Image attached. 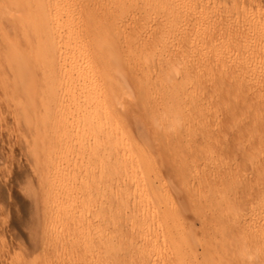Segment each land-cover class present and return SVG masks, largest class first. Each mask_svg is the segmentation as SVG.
I'll return each mask as SVG.
<instances>
[{
	"label": "bare ground",
	"instance_id": "obj_1",
	"mask_svg": "<svg viewBox=\"0 0 264 264\" xmlns=\"http://www.w3.org/2000/svg\"><path fill=\"white\" fill-rule=\"evenodd\" d=\"M259 1L0 0V85L11 87L5 92L17 122L37 134L32 144L40 146L36 166L48 213L41 252L54 236H64L83 264H125L118 259L124 239L118 232L127 224L142 236L146 261L161 255L160 243L168 239L164 260L170 264H264L261 142L257 150L253 146L255 155L246 146L236 154L226 149L213 154L219 143L204 137L203 162L187 173L198 194L192 205L207 217H192L178 216L174 202L158 199L165 179L155 154L115 133L126 114L130 69L149 84L151 103L160 95L176 100L167 109L175 121L196 114L212 131L218 111H243L251 95L234 93L235 81L243 78L248 61L260 59L264 71ZM213 167L218 171L208 173ZM217 199L223 202L220 210L212 205ZM198 231L220 240L217 246L202 243L211 254L207 259L198 260L188 247ZM55 252L48 258L54 260ZM47 256L35 264H51Z\"/></svg>",
	"mask_w": 264,
	"mask_h": 264
},
{
	"label": "rangeland",
	"instance_id": "obj_2",
	"mask_svg": "<svg viewBox=\"0 0 264 264\" xmlns=\"http://www.w3.org/2000/svg\"><path fill=\"white\" fill-rule=\"evenodd\" d=\"M211 1L206 0L205 5L207 3L210 5ZM258 5L259 9H261L259 13L262 16V13L264 15V0H260ZM214 21L215 19H213L212 24H214ZM219 21L220 18L216 19L215 22L218 23ZM262 55H264V51ZM258 61L260 62V59L248 61V68L246 67L247 75L245 73L241 80H234L237 86L233 85L232 87V90L237 95L247 97L251 95L252 97H248L251 100L248 99L249 101L247 100L244 108H242L244 110L236 112L237 114L231 115V113L228 114L220 110L215 115H212L218 118L219 123L217 130L212 129V131L211 128L207 129L203 126L204 117L196 114H192L180 122L171 119L173 114L167 109L175 105L176 100L161 97L160 95L157 101L151 103L152 99L147 100L149 84L141 78L139 70H128L127 80L124 84L126 101H123L126 114L123 117V121L116 126L118 131H115V133L122 136L121 138L125 141L129 138L137 141L143 148L155 154L157 162L155 166L160 172V176L165 179V187H162L158 192V199L174 202L176 205L174 212L178 216H183L184 213L190 212L192 217L197 215L199 217H207L203 212L198 213L192 205L193 200L198 198V194L197 188L193 187V182H190L189 174L187 173L194 163L197 166L203 162V159L201 160L203 155L200 152V147L204 144L205 136L207 140H214L215 137V144L219 143V150L217 148L211 150L213 154L215 152L221 153L225 149L232 152L235 151L236 154L244 146L247 147L248 143V147L252 144L249 147H252L250 149L251 153L248 151L249 148L245 147L246 151L251 155H255L261 142L264 156V97L261 98V96H264L262 91V88H264L262 87L263 81H261L264 71L261 67H258ZM154 72L156 70H152V73ZM233 84L235 83L233 82ZM5 90L11 91V87L9 85L4 87L0 85V264H35L36 260H43L42 262H44L45 257L52 252L53 248V252L56 251L53 257L57 253L56 257L58 258L55 257L54 260H51L52 255H49L50 258L47 256L48 261L49 259L51 260V264H83L82 260L80 261L77 257L78 255L71 253L68 249L69 246H66L67 241L63 236L65 232L61 234L63 238L54 236L51 239L49 249H45V252L40 251V238L43 234V225L48 214L45 209V201L43 200L44 192L41 190L42 182L38 173L39 169L36 166L40 146L38 148V146L32 144L37 134L31 132V128H24L17 122V112L12 107L10 99L7 98ZM207 118V122H210L211 115L207 116ZM165 122L171 124L164 125ZM174 122H178L179 126L173 125ZM234 122L236 126L235 124L231 125ZM238 124L241 125L240 128L237 127ZM159 125L162 128L159 129ZM242 125L245 127L243 128ZM257 136L261 137V139ZM223 140H225L224 144L222 143ZM225 142H227L228 148ZM253 148L256 149L255 153L252 151ZM207 171L208 173H215L218 168H209ZM107 175L116 179L115 175L111 173ZM212 205L216 210H220L223 202L217 199L212 202ZM108 209L113 208L109 207ZM198 223L194 224L193 230L197 231L200 229L201 223ZM120 228L121 230L118 233L124 234V239H120L122 246L118 250L119 262L121 261L125 264H170L169 260H164V257L168 256L171 246L168 239H165L164 243H160L161 255L154 257L152 261H146L141 254L143 247L142 236L136 235V232L127 224H122ZM213 230L209 229L208 231L213 232ZM116 231L111 232V236H116ZM58 237L59 239H57ZM206 239L212 243V246H217L220 243L217 235L213 236L211 233L208 236L198 231L197 239L191 241L188 245L191 251H195L198 260L207 259L211 256V254L203 252L202 243ZM67 249L69 252H67ZM58 250L59 252H57ZM129 252L133 253V255L130 259H127L124 255ZM74 261L76 262L74 263ZM38 263H41V261Z\"/></svg>",
	"mask_w": 264,
	"mask_h": 264
}]
</instances>
